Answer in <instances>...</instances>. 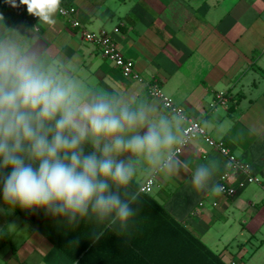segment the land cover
<instances>
[{
    "label": "crops",
    "instance_id": "obj_1",
    "mask_svg": "<svg viewBox=\"0 0 264 264\" xmlns=\"http://www.w3.org/2000/svg\"><path fill=\"white\" fill-rule=\"evenodd\" d=\"M61 5H74L89 30L109 31L141 79L125 76L59 12L48 25L26 6L0 0V45L20 49L85 93L110 94L144 107L151 120L166 118L177 137L173 153L186 121L150 95V84H159L185 117L224 140L260 182L236 196L212 193L225 172L235 184L245 177L233 173L227 158L202 136L172 159L171 171L164 167L167 155L153 165L126 153L120 158L132 162L139 185L136 194L128 186L114 189L137 209L126 229L88 219L70 226L66 218L14 208L0 197V264H80L54 241L61 239L70 243L66 246L94 249L90 264H211L192 238L227 264H264V0H61ZM200 167L210 172L203 191L193 187ZM150 176L153 190L141 192ZM101 230L103 236L94 238Z\"/></svg>",
    "mask_w": 264,
    "mask_h": 264
},
{
    "label": "clouds",
    "instance_id": "obj_2",
    "mask_svg": "<svg viewBox=\"0 0 264 264\" xmlns=\"http://www.w3.org/2000/svg\"><path fill=\"white\" fill-rule=\"evenodd\" d=\"M26 6L29 15L48 25L62 12L61 0H5ZM4 17L0 14V21ZM142 128V131H136ZM177 143L170 122L151 120L115 96L85 93L78 84L45 68L20 49L0 45V193L4 203L25 211L43 210L66 218L70 226L94 220L106 228H127L137 209L114 189L135 175L124 154L173 167ZM176 170L179 165H175ZM210 172L198 168L193 187L206 189ZM211 192L219 195L222 186ZM107 221L105 224L104 222ZM103 230L93 232L99 239Z\"/></svg>",
    "mask_w": 264,
    "mask_h": 264
},
{
    "label": "built area",
    "instance_id": "obj_3",
    "mask_svg": "<svg viewBox=\"0 0 264 264\" xmlns=\"http://www.w3.org/2000/svg\"><path fill=\"white\" fill-rule=\"evenodd\" d=\"M63 9L59 12L60 15L65 17L72 27L81 30L82 37L85 41L97 44L104 55L111 63L116 67H119L125 76L133 79H141L139 72L136 70L135 62L126 57L125 54L119 49L114 37L109 31L103 29L100 31L89 30L77 17V8L74 5H61ZM34 17V16H33ZM35 20L38 18L34 17ZM149 93L152 97L161 100L162 104L170 111L180 114L186 121V125L183 128L182 138L179 141L177 148L172 153V159L180 154L185 146H187L192 139L202 136L207 142L214 146L217 150L224 155L233 173L245 178L239 179L238 182L232 183L230 181V172H225L220 177V185L222 186V193L230 196H236L238 192L251 183H259L260 178L251 173L248 165L244 164L236 154L233 153L231 148L226 144L224 140H216L207 134L202 123L198 120L188 119L184 116L182 109L178 107L173 99L167 96L161 86L157 83H152L149 86ZM165 165V163H164ZM155 176H150L141 186L140 191L144 193H150L155 186ZM201 206L204 202L200 203ZM217 205V203H214Z\"/></svg>",
    "mask_w": 264,
    "mask_h": 264
},
{
    "label": "trees",
    "instance_id": "obj_4",
    "mask_svg": "<svg viewBox=\"0 0 264 264\" xmlns=\"http://www.w3.org/2000/svg\"><path fill=\"white\" fill-rule=\"evenodd\" d=\"M2 187V186H0ZM131 187L132 189H129ZM130 190V191H129ZM128 193L129 194H136L139 193V185L132 179L131 182L128 185ZM0 197L2 198V193H0ZM3 199V198H2ZM51 236V234H48ZM197 242V244L204 249L205 255L207 256L209 262L211 264H227L219 254H215L212 250L209 248H206L204 244L196 239L192 238ZM62 240V239H61ZM54 240L57 245L60 246L61 251H63L66 255H68L72 260L79 261L80 264H90L88 261L92 257L93 252H95L94 249H88L87 247H70L66 246L70 243H66L67 240ZM65 242V243H64ZM65 245V246H64Z\"/></svg>",
    "mask_w": 264,
    "mask_h": 264
}]
</instances>
